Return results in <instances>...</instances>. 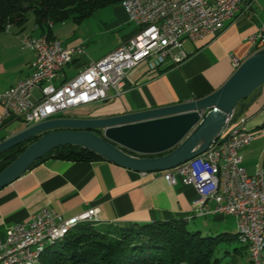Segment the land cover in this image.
I'll use <instances>...</instances> for the list:
<instances>
[{
	"label": "crops",
	"instance_id": "1",
	"mask_svg": "<svg viewBox=\"0 0 264 264\" xmlns=\"http://www.w3.org/2000/svg\"><path fill=\"white\" fill-rule=\"evenodd\" d=\"M90 16H95L92 39L78 32L80 24ZM85 19L50 24V38L59 39L64 46L82 45L92 40L83 48V53L64 66V76L57 83L75 76L137 30L121 3L96 9ZM258 32H264V0H241L238 11L225 22L217 36L196 42L183 41L188 57L179 65L156 72L138 65L128 71L120 94L108 89L104 101L73 108L54 117H106L209 95L233 73L230 55L248 57L252 47L247 38ZM20 33L32 37L44 35L31 14L22 26L12 25L9 31H0V92L33 71L36 53L21 49ZM32 94L40 97L38 89ZM236 113L247 119V128L253 133V139L240 149L241 164L252 174L257 167H264V84L236 107ZM2 114L0 103V118ZM9 120L1 126L0 132L9 129L2 139L26 127L20 119ZM195 196L193 185L179 176L176 184H169L161 172L143 174L105 159L85 162L49 158L0 190V238H4L10 225L28 222L33 214L48 207L64 218L96 208L95 217L99 222L120 225L184 219L192 229L204 235L227 233L228 240H232L238 232L235 217L213 212L212 202L207 204V211L199 214L193 206ZM229 264H251L249 246L244 243L236 246Z\"/></svg>",
	"mask_w": 264,
	"mask_h": 264
},
{
	"label": "built area",
	"instance_id": "2",
	"mask_svg": "<svg viewBox=\"0 0 264 264\" xmlns=\"http://www.w3.org/2000/svg\"><path fill=\"white\" fill-rule=\"evenodd\" d=\"M240 2L136 0L132 6H123L137 26L134 35L100 59L91 61L75 76L59 83L64 76V66L83 53V46L67 47L46 34L32 37L20 33L21 49L36 53L34 68L29 75L0 92L3 107L0 129L6 119H20L31 126L67 110L104 101L108 89L120 94L128 71L138 65H144L151 72L179 65L188 57L183 41L196 42L217 36L225 22L234 17ZM11 28L12 24L7 23L4 30ZM247 41L252 47L250 55L264 46V32L249 35ZM230 58L234 70L235 64L244 60L233 54ZM34 89L40 91V97L33 96ZM246 122L247 119L234 109L204 152L161 173L169 184H176L179 176L193 185L196 192L193 206L199 214L207 211V204L212 202L213 212L234 216L236 229L252 233L254 251V241L260 237L264 225V167H257L249 174L241 164L240 149L253 139ZM225 129L238 131V138L220 144L219 135ZM89 214H97L96 208L64 218L55 210L43 207L28 222L10 225L4 238H0V255L9 252V259L0 264H7L11 257H20V263H26L28 258H34L36 248L45 238L59 230L62 222ZM254 259L258 264L257 254Z\"/></svg>",
	"mask_w": 264,
	"mask_h": 264
},
{
	"label": "water",
	"instance_id": "3",
	"mask_svg": "<svg viewBox=\"0 0 264 264\" xmlns=\"http://www.w3.org/2000/svg\"><path fill=\"white\" fill-rule=\"evenodd\" d=\"M264 84V47L251 53L209 95L106 117L57 116L0 141V153L38 138L2 171L0 190L47 152L65 145L89 149L139 172H163L201 154L217 138L228 114Z\"/></svg>",
	"mask_w": 264,
	"mask_h": 264
},
{
	"label": "trees",
	"instance_id": "4",
	"mask_svg": "<svg viewBox=\"0 0 264 264\" xmlns=\"http://www.w3.org/2000/svg\"><path fill=\"white\" fill-rule=\"evenodd\" d=\"M122 1L0 0V31L7 23L22 26L31 14L40 31L51 37L50 24L67 19L79 22L96 9ZM8 121L6 119L4 122ZM37 138L33 136L0 153V171ZM49 158L85 162L104 160L84 147L65 145L47 152L31 167ZM226 234L204 235L192 229L184 219L128 225L101 223L98 220L82 222L61 240L46 246L40 254L39 264H211L220 260L216 257L217 245L229 239ZM233 237L239 243L243 241L238 232Z\"/></svg>",
	"mask_w": 264,
	"mask_h": 264
},
{
	"label": "bare ground",
	"instance_id": "5",
	"mask_svg": "<svg viewBox=\"0 0 264 264\" xmlns=\"http://www.w3.org/2000/svg\"><path fill=\"white\" fill-rule=\"evenodd\" d=\"M136 0H123L121 2L122 6H132ZM264 46H262L263 48ZM241 63L235 64V69ZM238 138V131H234L232 129H225L221 135H219L220 144H227L230 139ZM95 214H89L87 216H80L76 218L67 219L62 222L59 230L56 232L50 233L48 237L45 238V241L39 247L36 248L34 252V258H28L26 263H20V257H11L7 264H39V257L42 253L43 249L52 245L55 242L61 240L74 226L82 222L96 221ZM238 233L242 237L243 241L249 245L250 248V262L251 264H255L254 254H257V262L258 264H264V225L262 226V231L260 237L254 241V251H253V235L248 230L238 229ZM4 259H9V252H2L0 255V262H4Z\"/></svg>",
	"mask_w": 264,
	"mask_h": 264
},
{
	"label": "rangeland",
	"instance_id": "6",
	"mask_svg": "<svg viewBox=\"0 0 264 264\" xmlns=\"http://www.w3.org/2000/svg\"><path fill=\"white\" fill-rule=\"evenodd\" d=\"M95 16H90L89 20L85 19L82 24H80V29H79V34H82L84 36H88L92 39L91 34L93 33L94 30V25L93 22L95 21L94 18ZM73 19H70L68 22H72ZM73 23V22H72ZM91 41L89 42H85L84 44H82L83 48H86L88 46L89 43H91ZM18 125H21L20 122ZM9 129L3 130L0 132V137L8 135ZM236 233V232H235ZM217 233H214L213 235H215ZM216 236V235H215ZM240 243L236 240V239H232V240H227V241H221L219 243V245H217V251H216V255H218V257L220 256V260L214 264H229V262L231 261V253H233L234 248L236 246H239ZM227 251V253H226ZM240 255V254H239Z\"/></svg>",
	"mask_w": 264,
	"mask_h": 264
},
{
	"label": "clouds",
	"instance_id": "7",
	"mask_svg": "<svg viewBox=\"0 0 264 264\" xmlns=\"http://www.w3.org/2000/svg\"><path fill=\"white\" fill-rule=\"evenodd\" d=\"M236 109V108H235Z\"/></svg>",
	"mask_w": 264,
	"mask_h": 264
}]
</instances>
